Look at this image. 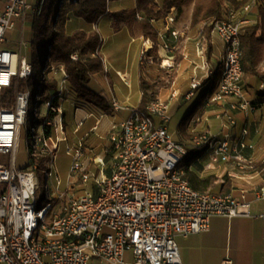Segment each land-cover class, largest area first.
I'll use <instances>...</instances> for the list:
<instances>
[{
	"label": "built area",
	"instance_id": "built-area-1",
	"mask_svg": "<svg viewBox=\"0 0 264 264\" xmlns=\"http://www.w3.org/2000/svg\"><path fill=\"white\" fill-rule=\"evenodd\" d=\"M43 2L37 4V13ZM252 5L246 4L243 11L250 12ZM29 9L27 0H8L0 13V264H182L178 237L208 230L216 216L252 217V201L229 193L195 190L184 178L179 165L187 149L169 131L170 101L178 95L176 91L166 99H154L144 109L113 98L112 110H124L128 115L109 134L111 149L107 152H113L109 174L94 179L95 191L72 195L62 210H56L54 200L64 197L56 157L67 136L55 95L46 101L41 132L29 131L34 137L29 158L47 157L40 171L43 186L36 161L15 168L19 130L25 124L31 98L30 92L19 91L18 85L31 76L32 66L21 54L22 41L19 52L2 45L14 20L23 23ZM175 17L172 9L158 32L167 53L173 52L180 37ZM237 17L238 13L231 12L228 19L212 23L211 34L224 43V55L218 88L209 102L228 101L232 110L255 112L256 105L245 95L241 65L240 31L246 19ZM43 72L46 76L59 73L61 82H67L63 64L45 62ZM197 87V83L191 84L186 99L194 96ZM9 88H15L13 103L4 107L3 92ZM225 115L234 126L232 116ZM242 132L247 133L246 129ZM194 145L205 146L214 163L239 162L247 147L243 137L231 145L208 130L196 137ZM65 154L71 158L67 184L79 175L86 186L92 174L82 166L81 143L66 145ZM253 201L264 202V184L254 193ZM259 217L264 219V211ZM127 253L132 261H125Z\"/></svg>",
	"mask_w": 264,
	"mask_h": 264
},
{
	"label": "crops",
	"instance_id": "crops-1",
	"mask_svg": "<svg viewBox=\"0 0 264 264\" xmlns=\"http://www.w3.org/2000/svg\"><path fill=\"white\" fill-rule=\"evenodd\" d=\"M7 1L8 0H0V13L3 11ZM27 2L30 5V9L28 10L30 12L36 4L34 5L28 0ZM126 3L128 6H126ZM134 6V0H122L114 2L111 5L115 10L130 9ZM156 9H158V7H156ZM241 19H246V23L253 20L250 17ZM178 20L179 18L175 17V26L180 30ZM18 22L22 24V21L15 19L13 28L6 31L5 42L2 45V48L12 52H19L15 48L16 43L11 39L14 31L13 29L17 26ZM164 22L165 20H154L151 23L158 28L157 31L159 32L164 28ZM199 27L200 28L196 30V34L202 35V38L201 40L193 42L191 50L200 61L198 67L201 66V68H206V77L202 79L204 78L202 75L199 78L201 83H198V87L194 91V96L190 99H186L185 97L191 90L190 85L183 92H180L179 87L173 88L165 93V96H155L154 92V83L156 81L154 82L153 80L156 79L154 72L157 66L156 61H158V66L164 69H173L178 66L175 58L177 54H179L180 58H182L185 63L190 62L188 54L185 51L187 48V41H185L186 39L183 37V32L180 30V37L174 45L173 52L167 53L164 51L159 39L157 46L154 48L153 42L150 39H145L137 28L134 27L129 29L124 24L114 27L112 19L108 16L100 17L94 24H90L82 18L69 17L65 25V30L68 34L76 30H87L95 31L100 36L101 44L97 53L102 59L103 68L100 72L92 75L86 86L106 98L110 106L107 112L94 104L77 99L73 91L70 90L68 82H66V93L62 94L58 92L57 80H59V78L57 75H59V73L54 76L47 74L48 76L46 77L48 80L55 81L56 88L51 89V95H55L54 103L61 110V117L63 119V126L66 131L67 139L69 132L67 130L68 121L65 111L71 108L74 116L76 114H79L77 116H82L81 119L75 122L71 132L75 141L70 143L66 142V145L78 146L81 143L83 151L81 163L84 169L86 168L84 164L86 159L85 155L90 151V148H92L86 146L89 133L84 132L82 134L84 126L95 121L89 130V132H95L100 123H109L111 127H113L126 118L128 115L127 111L122 110L115 112L112 110L110 103L113 98L123 105L141 108V98L143 95L141 88L142 80L147 82L150 86L148 96H150L151 100L155 97L166 99L172 91L177 92L178 95L176 98L170 101L169 111L171 120L173 108L175 106L179 107L182 103H187L191 100L189 109H183L186 111L180 119V127L182 125L186 126L188 123L189 125L195 123V125L202 126L206 130L209 129L208 131L216 135L218 139H225L231 145L235 144L243 137L247 147L241 151V160L239 162H212L209 159L205 146L194 145L196 137H189V140H185L183 145L187 150L196 147L204 148L203 153L196 162H199L201 159L204 160L198 163L199 167L198 169H194V171L199 177L207 175L216 177L218 186L214 191L218 194L229 193L236 198L244 197L246 200L252 201L250 207L252 217L228 218L216 216L210 220L208 230L187 237H178L176 242L178 244L182 264H224L226 260H229L230 264H264V219L259 217L264 211V202L253 201L254 193L264 184V87L261 86L263 84L256 78L246 76L245 74L243 75L245 95L256 105L255 112L232 110L227 103L228 101L209 102V99L218 88L224 55V43L220 39H218L219 42H217L213 34L210 35L208 41L203 35L202 27L200 25ZM202 39L205 40V46ZM20 41L25 44L23 49H21L22 54V51L28 49V47H26V43L22 40V35ZM208 44L210 46L209 53ZM18 50H20V42ZM210 63L213 64V66H211ZM203 91L208 93L210 91L209 96L203 98ZM204 109H209L210 111L205 116L201 115ZM206 110H204V112H206ZM109 111L113 115L111 118L107 116ZM225 114L232 116L235 120L234 126L229 125ZM95 127L97 128L95 129ZM244 129L247 131L246 135H243L242 131ZM99 138L101 139L100 136ZM92 144L93 147L100 145L97 138L92 140ZM109 146L111 147L110 142ZM110 154V152H106L104 158L106 161L111 159L109 158ZM110 157H112V155ZM32 159L37 162V158ZM191 169L193 168L191 167ZM85 171L89 172L87 169H85ZM91 174L92 178L86 186L81 183L79 175H75L70 184H67V180L64 182V185L62 183V191L78 187L79 190L73 193L75 196L78 192L83 194L85 191H95L94 179L103 175H108L109 169L105 172L101 171L99 176H95L93 173ZM77 178L79 179L77 180ZM54 202L56 203L57 200H54Z\"/></svg>",
	"mask_w": 264,
	"mask_h": 264
},
{
	"label": "trees",
	"instance_id": "trees-1",
	"mask_svg": "<svg viewBox=\"0 0 264 264\" xmlns=\"http://www.w3.org/2000/svg\"><path fill=\"white\" fill-rule=\"evenodd\" d=\"M118 1L122 0H44L41 12L34 11L30 17L32 35L28 49L24 52L26 61L32 66V74L27 79L20 80L18 90L29 91L30 94L36 92L34 69L38 64L62 63L68 75L69 88L76 98L94 104L107 112L110 106L106 98L86 86L92 75L103 68L102 59L97 53L101 44L100 36L95 31L87 30L66 33L67 19L82 18L94 24L100 17L108 16L112 19L114 27L124 24L129 29L137 28L145 39L153 42L155 48L158 42V28L150 20H164L172 9L176 17L180 18L189 7H191L190 27L195 28L200 25L208 41L214 21L228 19L231 12L238 13L239 19L247 18L246 16L251 12L254 14L250 17L253 19L251 22L241 26V65L246 76L254 77L264 85V0H134L133 8L111 10L112 3ZM249 3H253L254 9L246 13L243 7ZM209 49L208 44V53ZM73 55H76V59L72 58ZM43 85L49 91L47 96L49 98L51 89L56 88L55 81L45 78ZM141 88L143 91L141 108L144 109L151 101L148 96L150 86L142 80ZM14 92L15 88L3 92L2 106H11ZM209 93L203 91L202 97L209 96ZM54 115L52 113L50 117L53 118ZM46 134H49L48 130ZM203 151L204 148L201 147L187 150V155L179 167L184 170V178L193 189L217 193L214 191L218 186L216 177L212 175L199 177L194 169H191V165ZM46 160L47 157L37 159L41 187L43 179L40 171ZM38 205L40 206V203Z\"/></svg>",
	"mask_w": 264,
	"mask_h": 264
},
{
	"label": "rangeland",
	"instance_id": "rangeland-1",
	"mask_svg": "<svg viewBox=\"0 0 264 264\" xmlns=\"http://www.w3.org/2000/svg\"><path fill=\"white\" fill-rule=\"evenodd\" d=\"M28 1L34 5L36 4V6H37V4L39 3L40 0H28ZM36 6L33 7L30 10V12L28 11L26 13V16L24 18V22L22 24L20 22H18L17 26L13 29L14 31H13V35H12L11 39L14 40V42L16 43L15 48L17 51H19L18 49H19V42H20L21 35H22V40L26 43V47L29 46V40H30L31 35H32L30 17L32 15V13L35 11ZM126 6H128L127 3H126ZM190 8L191 7L185 9L184 14L178 20V26L184 34L183 37H185L184 38V39H186L185 41H187V43H186L187 48L185 49V51L188 54V59H190V62L185 63L183 61V59L180 58L179 54H177V55H175V58H176V63L178 64V66H176L173 69H164V68H160L158 66V61H156L157 66L154 69L156 79L153 80L154 82L156 81L154 83V85H155V90H154L155 96H157V95L165 96V93H167L168 91H170L176 87H179L180 92H183L186 88L189 87V85L191 86V84H193V83H197V84L199 82L201 83V81H199V78L202 75L204 77L202 79H205V77H206L205 76L206 75L205 74L206 68H201V66L198 67L200 64V61L198 60L196 54L194 52L192 53V50H191L193 42H195L197 40H201L202 35L196 34V30H198L200 28L199 26H196L195 28H191L189 25L190 24V21H189L190 20V11H191ZM253 9H254V6L252 5V10ZM111 10H115L114 7H111ZM251 15H254V14L251 12L246 17H251ZM21 29H22V32H21ZM214 39L217 42H219V40H218L219 38L215 35H214ZM211 40H212V36H211ZM202 41H203V44L205 46V40L202 39ZM25 51H26V49L22 51V55L24 54ZM192 54H194V55H192ZM44 64L45 63H40L34 69V80H35V83L37 85L36 86L37 88H36V92H32V94H31V98L29 100L28 111L26 114L25 124L21 125L20 130H19V139H18L16 151H15V168L17 170H20V169L24 168L25 166H29L31 164L32 158H29V153H30L29 151H30V146H32V144L34 143V137L32 136V134L34 132H36L35 134L41 132L42 123L44 121V118L47 116L46 101L48 100L47 96H48L49 91H47V89L43 85V82L46 78V75L43 72ZM210 65L213 66V64H211V63H210ZM57 76L59 78V80H57L58 92L65 94L67 83L61 82V80H60L61 75L60 74ZM153 100H151V101H153ZM190 101H188L187 103H182L181 106H179V107L175 106L172 110V120L170 122L169 130H170V133H171L172 137L174 138V140H176L177 142H180L182 144L185 140H189V137H197L198 138L200 136V134L206 130L202 126L195 125V123L190 124V125L188 123L186 126L182 125L180 127V123H181L180 119L184 115V112L187 109H189ZM184 108L185 109L187 108V109L183 110ZM66 109H68V108H66ZM204 110H206V109H204ZM204 110L202 111L201 115L205 116L206 114H208L210 112L209 109H207L208 111L206 110V112H204ZM65 112H66V119L68 121L67 122V130L69 132L67 143L68 142L70 143V142L75 141L73 139V135L71 133L72 129L74 128L75 122L78 119H81L82 116H77L79 114H76L74 116L73 110L71 108H70V110H68V111L66 110ZM107 114H108L107 116L110 118L113 116L110 111ZM94 122H91L90 124H86L84 126L83 131H82V134L84 132L89 133V136L87 137L88 142H86V146L92 147V148H90V151H88V153H86V155H85L86 159H85L84 164L86 166L85 169H87V171L95 174V176L96 175L99 176L101 171L105 172L109 169V165L111 164V161H112V157H110V156L113 154V152H110L111 154H110L109 158H111V159H109L108 161H106L104 159L106 152L111 149L109 146V134L112 130V127H111V124H109V123H105V124L100 123L98 129L95 132H89V130L92 127V125L94 124ZM29 131H32V134L30 136H29ZM99 136L101 137V139L99 138ZM94 138L98 139V141L100 143L99 146L96 145L93 147L92 140ZM67 143L66 142L60 143L59 150L57 152V157H56V165L58 167L60 176L63 178V180H62L63 185H64V182L67 180L68 166H69V163L71 160V158L65 154V147H66ZM203 160L204 159H201L200 161L203 162ZM200 161L199 162L195 161L191 165V167L193 169H198V167H199L198 163H201ZM202 173L205 174L204 172H202ZM78 179L79 178H77V180ZM67 190L68 189H65L63 191L64 197L60 200H57V202L55 203L56 210H62L63 206L67 202V199L70 196H72L73 193H76V191H78L79 188L74 187V188L69 189L68 191ZM79 194H80V192H78L76 194V196H78ZM125 261H132L130 254L127 253L125 255Z\"/></svg>",
	"mask_w": 264,
	"mask_h": 264
}]
</instances>
